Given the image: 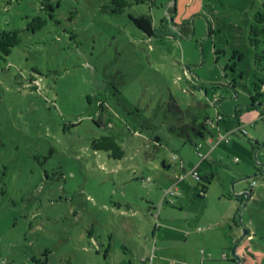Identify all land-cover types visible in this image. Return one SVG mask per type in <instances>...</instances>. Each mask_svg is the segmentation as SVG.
Instances as JSON below:
<instances>
[{
    "label": "rangeland",
    "instance_id": "1",
    "mask_svg": "<svg viewBox=\"0 0 264 264\" xmlns=\"http://www.w3.org/2000/svg\"><path fill=\"white\" fill-rule=\"evenodd\" d=\"M106 3L0 0V264H144L153 248L169 264L160 210L202 228L186 244L196 262L189 249L183 263L237 264L239 240L240 264H264L263 117L213 148L176 131L192 100L221 112L222 132L252 94L243 111L263 112L264 0H152L119 14ZM127 12L149 14L155 36ZM102 134L117 136L122 158L91 148ZM198 142L212 151L204 193L189 174ZM181 172L182 210L165 200Z\"/></svg>",
    "mask_w": 264,
    "mask_h": 264
},
{
    "label": "trees",
    "instance_id": "2",
    "mask_svg": "<svg viewBox=\"0 0 264 264\" xmlns=\"http://www.w3.org/2000/svg\"><path fill=\"white\" fill-rule=\"evenodd\" d=\"M144 1L152 2V0H107V3L104 5V7L105 9H108L110 13L119 14L129 8L132 3ZM172 12L173 8L172 10H167V13L170 15L172 14ZM127 16L130 21L139 29H141L148 37L155 36L156 26L153 23L149 14L127 12ZM165 19L169 21L168 18L165 17ZM180 30L184 32L183 28ZM255 89H258L259 92L258 83H255ZM251 99V102L249 104H246L242 108L249 107V105L254 103L255 99L253 94L251 95ZM209 105L210 104L207 102H203L200 100H192L189 104L185 106V108L182 110V122L176 127L177 133L182 136V138L192 143L193 139L195 138L204 139L212 134L211 128L213 126L212 123L214 122V119L209 115ZM218 114L222 115L219 110H216V116ZM262 117L264 120V114ZM94 121L97 124H100L99 119H94ZM238 132L245 135V133L241 131ZM254 144H257L256 140ZM90 145L91 148L94 150L106 151L108 155L112 156L113 158H122L124 155V149L121 144L117 141V136L114 134H102L96 138H93L91 140ZM203 161L199 162L198 175L197 177H194L196 179L197 185L200 187V193H204L206 191L207 184L210 182V179L213 176V172L211 170L203 173L200 172V165ZM232 260H234V258ZM140 262H144L142 258Z\"/></svg>",
    "mask_w": 264,
    "mask_h": 264
},
{
    "label": "crops",
    "instance_id": "3",
    "mask_svg": "<svg viewBox=\"0 0 264 264\" xmlns=\"http://www.w3.org/2000/svg\"><path fill=\"white\" fill-rule=\"evenodd\" d=\"M258 105H261V103L259 102ZM263 108H264V106H263ZM243 109L244 108H242V106H240L239 108H236V110H235V116H237V118H236L237 124L235 125V127L240 124L241 126H244V128H245L246 124L255 122L258 117L261 118L264 114V111L261 113L259 111V109L253 110L250 112L243 111ZM220 119H224L223 115ZM218 120H219V118H215V120L212 124L217 128V133L219 134V132H222V131L219 128ZM229 129H233V128H227L226 130H229ZM207 137H211L212 143H209L207 140V142L211 145V148H213L214 145L219 143V142H217L218 137L213 136V132L211 135H209ZM207 137H206V139H207ZM211 148H208L206 150V152L204 153V154H206L205 159L207 158V153H212V151L210 150ZM181 175H182V172L180 173L179 177H175L174 180L172 181V183L166 188V189H168L171 187L174 190V192L166 194V196H165V200L167 198L168 203H170L171 205H175V206L178 205L180 210H182L184 205L187 202L189 203V200H190L189 198H187L186 193H185V188L182 185V181H185V176H184V178H182ZM154 208H156V207L154 206ZM156 216H157L156 231L162 229L163 240L165 241L163 246H160V248L158 247L159 252L162 254V256H167V259L169 258L168 263L169 264H186V263H183V260H187L189 258V249H191V255H192L190 259L192 260V262H196L197 257H195L194 254L192 253V251H195L194 248L189 247L186 244H187V239L189 238V236L192 233L191 231L199 232L202 230V228L198 229V227H199L198 226V227H191L188 229H183V227H182V216H180V214L178 216H175V214L173 212L163 213L162 210H160L159 213H156ZM174 220H175V222H173ZM185 221H187L188 224H190V217H186ZM182 234L184 236L183 244H182ZM227 236H230V233H227ZM231 240H233L232 237H231ZM218 242H219L218 245L220 247L224 244L223 239H221V238H219ZM236 250H237V248H236ZM151 252L153 253L151 260L147 259V261H144L142 263H144V264H155V263H157V259L155 260V257H156L155 256V248H153L151 250ZM223 253H225V252L221 253V257L224 259L227 258V253H225L226 257L222 256ZM150 255H151V253L150 254H142L140 256L139 260H141V258H143V257L150 259ZM158 258H162V257L159 255ZM201 259L205 260L206 258L204 256H202ZM199 264H204V262L200 261Z\"/></svg>",
    "mask_w": 264,
    "mask_h": 264
},
{
    "label": "built area",
    "instance_id": "4",
    "mask_svg": "<svg viewBox=\"0 0 264 264\" xmlns=\"http://www.w3.org/2000/svg\"><path fill=\"white\" fill-rule=\"evenodd\" d=\"M216 100H217V98H214V101L213 102H215ZM221 117H222V115H219V114L216 116V118H219V119ZM237 131H241V132L247 134V130L244 128V126H241L239 124L235 128H233V129L226 130L225 132H219V136L217 138V142L223 141L224 143H228L229 142V134L234 133V132H237ZM207 140H208L209 143H212L211 137H207ZM195 146H196L197 153L200 156V162H201V161H203L205 159L206 154H204L203 152L199 151V148L201 147V143L200 142L196 143ZM189 174H191L193 177H197V175H198V165H196L195 167H193L189 171ZM185 175H187V173H183L181 175V177L184 178ZM255 183H256V181L254 179H252L250 185L253 186ZM173 192H174V190L171 187L165 190V194H169V193H173ZM198 229H201V228L198 227ZM152 256H153V253L151 252L150 259L143 257L142 260L143 261H147V259L148 260H151ZM222 256L223 257H226V254L223 253Z\"/></svg>",
    "mask_w": 264,
    "mask_h": 264
},
{
    "label": "water",
    "instance_id": "5",
    "mask_svg": "<svg viewBox=\"0 0 264 264\" xmlns=\"http://www.w3.org/2000/svg\"><path fill=\"white\" fill-rule=\"evenodd\" d=\"M167 18L169 19V23L171 24L172 16L170 14H167ZM263 106H264V104H263ZM263 168H264V164H263ZM245 193H247V192L244 191V192H241V193H239L237 195H242V194H245ZM238 222H239V224L242 225L241 220H240V217H239ZM242 227H243V232H242L241 237H243L244 235H246L248 233V228H246L244 226H242ZM238 241L239 240H236L235 243L232 245L230 252H231V255L233 256V258L235 259L236 263L237 264H240V262H241V255L236 250Z\"/></svg>",
    "mask_w": 264,
    "mask_h": 264
}]
</instances>
